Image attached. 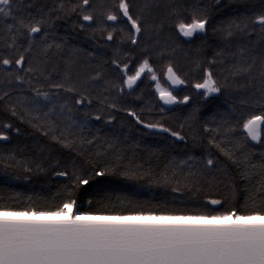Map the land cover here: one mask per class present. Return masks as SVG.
Masks as SVG:
<instances>
[{"label":"snow or ice","instance_id":"snow-or-ice-1","mask_svg":"<svg viewBox=\"0 0 264 264\" xmlns=\"http://www.w3.org/2000/svg\"><path fill=\"white\" fill-rule=\"evenodd\" d=\"M220 2L202 6L192 0L185 7L177 0L167 4L142 0L138 6L134 0H118L112 5L104 0H69L67 4L60 0L47 11L40 7L32 12L29 9L37 0H0V104L12 117L27 122L44 136L73 151L80 150L81 156L85 146L96 149L94 159L81 165L73 163L61 171L54 170L61 168L59 159L46 169L43 165L47 157L17 159L14 152H0V185L10 186L13 179H29L33 171L30 165L37 172L52 171V175L69 181L55 203L0 202V264H264V0H247V11L222 21L216 29L222 33L220 51L213 54L212 60L195 62L191 87L199 90L197 95L202 100L224 91L230 79L246 81L238 86V104L233 102L226 111H218L202 124V132L196 134L193 143L200 155L190 154L193 149L182 150L183 158L173 156L159 175L153 176L154 170H144L142 165L121 166L119 136H100V129L89 131L93 121L115 123L113 112L118 110L125 86L131 90L145 73L155 82L156 94L165 105L189 102L190 95L181 98L173 94L176 86L189 83L187 75L182 77L168 59L163 76L173 90H165L149 57L155 53L165 59L175 52L159 39L166 24L178 33V38L205 33L212 7ZM161 8L166 11L160 13ZM61 13L82 17L81 30L98 22L107 32L108 41L116 28L108 30L107 26L122 24L120 31L128 29L132 47L146 32L152 33V47L142 50L143 59L131 75L125 62L127 53L125 59H119V47L110 63L100 59L93 64L95 53L84 49H72L65 56L64 39L55 31V20ZM82 53L87 63H81ZM56 55L63 58L58 78L45 74ZM216 58L229 64L223 82L213 70ZM54 70H60L58 63ZM112 73L118 74L120 83L106 78ZM101 82L104 92L94 100L91 86ZM109 100L114 102L106 103ZM94 102L99 105L97 109H92ZM198 107H193V118ZM122 110L133 119L131 127L143 126L149 135H166L170 150L181 142L187 144L183 123L173 129L162 119H142L132 107ZM11 131L21 130L10 123L0 124V143L9 140ZM17 168L24 172L13 175L10 170ZM232 170L236 176L230 174ZM109 173L126 179L150 177V183L171 186L176 192L223 184L231 188V200L211 199V205L219 210L176 208L149 201L124 209L123 214H116L115 209L109 214V209L94 207L91 200L87 207L80 204L77 189L89 186L93 177ZM239 182H243L242 203L236 198ZM209 199L206 192L204 200Z\"/></svg>","mask_w":264,"mask_h":264},{"label":"trees","instance_id":"trees-1","mask_svg":"<svg viewBox=\"0 0 264 264\" xmlns=\"http://www.w3.org/2000/svg\"><path fill=\"white\" fill-rule=\"evenodd\" d=\"M60 0H37L34 8L29 11L35 12L40 7H44L47 11L49 8L55 7ZM67 4L69 0H64ZM76 0H71L75 3ZM99 3L100 0H94ZM106 5H112L118 0H104ZM162 4H167L169 0H160ZM178 3L184 4L187 7L192 0H177ZM202 6H215L217 0H197ZM142 3V0H134L135 6ZM249 9V2L247 0H221L217 7H212L209 16L208 27L205 33L194 34L191 38L179 36L167 24L160 33L159 39L162 43L167 44L175 49V52L165 59H159L153 53L149 59L150 63L156 70L160 81L163 82L164 66L168 59H171L175 68L179 71L182 77L187 75L189 83L181 85L180 89L175 93L182 98L183 95H190L191 99L185 104L173 103L166 106L159 100L154 87V83L149 74L145 73L137 83L133 85L131 90L125 86L122 97L118 102V110L113 112L115 116V123L106 124L104 120L99 122L93 121L89 126V131L95 132L100 129V136L111 137L113 134L119 136L121 143L117 145L122 156L121 166L131 163L133 166L142 165L144 170L153 169V176H158L164 165L173 156L180 155L183 158V151L185 149H193L194 139L198 132H202V124L206 119L216 114L218 111H226L228 105L233 102L239 103L240 91L238 86L244 85V79L229 80V87L224 91L213 94L210 97L201 99L197 95L199 90L191 87L193 69L197 60H212L213 54L220 51L222 47L221 35L217 31V27L222 21L245 12ZM166 10L161 8L160 13ZM78 18L75 14L65 16L63 13L55 20V31L59 36L63 37L65 48L64 55L67 56L72 49H84L88 52L95 53L96 59L93 64L100 59L109 61L113 58L114 50L119 47V59H125L124 54L127 53L125 62L129 64L128 74L134 73L135 68L143 59L140 55L142 50L150 49L152 47L151 40L152 33L146 32L141 37L139 44L136 47L131 46L128 39V29L120 31L122 24H109L108 30L116 28L113 32L111 41L107 40V32L101 30L99 23H94L86 30H81ZM170 23V22H169ZM94 29H96L94 31ZM59 64L60 70H54V66ZM81 63H87L83 53L81 54ZM229 64L227 62L220 63V59L216 58L214 64V72L223 82V78L228 75ZM63 58L60 55L52 57V62L48 65L46 75L51 73L54 78H58L62 74ZM2 69H0V78H2ZM91 71V69H89ZM117 73H112L110 77L116 83H120L117 78ZM164 83V82H163ZM103 82L92 85L93 99L99 93L104 92ZM233 88L236 91L233 92ZM104 95H115V92ZM109 100L106 103H113ZM198 107V112L193 118L192 113L194 106ZM99 105L93 103L92 109H97ZM132 107L142 119L146 121L155 122L162 119L168 126L173 129L179 128L180 124H184V130L188 133L187 144L181 142L174 150L169 149L170 140L166 135L145 134L143 126L131 127L134 121L126 113L123 108ZM164 109L163 112L160 110ZM10 123L14 127L20 128V132L11 131L10 138L6 143H0V152L9 153L14 152L17 159L28 158L30 160H45L44 167L47 169L48 164L54 160L59 159L61 168L54 169L61 171L65 166L71 167L73 163L81 165L87 159L95 158V147L85 146L83 156L80 155V150L73 151L57 141L51 140L50 137L44 136L40 131L33 128L27 122L20 121L17 117H12L3 104H0V124ZM190 154L200 155L199 149H193ZM258 155V154H257ZM33 167L32 173H29V179H13L10 186L0 185V197L3 200L0 202H15L21 205L34 202L36 205L49 204L57 202L58 198L64 194V185L69 183L64 177L52 175V171L37 172ZM3 166L0 165V169ZM12 171L13 175L16 173H23L24 169L17 168ZM99 171V169H97ZM231 175L236 176L235 170L230 172ZM3 172L0 171V176ZM150 177L126 179L117 174L109 173L103 177H93L89 186H81L77 189V198L80 204L87 207L89 200L93 202L94 207H105L111 210L115 209L116 214H123L124 209H132L143 202H151L153 205L168 203L169 206L176 208H192L193 210H211L218 206L211 205V199H221L225 202L231 200L232 190L230 187H225L220 184L216 188H205L189 191L187 188H182L181 192L173 191L171 186H166L161 183L149 182ZM239 191L236 193V198L242 203L244 198L243 182H239ZM208 193L210 199L205 201V193ZM29 197L32 198L29 201ZM189 199L199 201V203L187 204L181 201H188ZM206 205V207H205Z\"/></svg>","mask_w":264,"mask_h":264},{"label":"water","instance_id":"water-1","mask_svg":"<svg viewBox=\"0 0 264 264\" xmlns=\"http://www.w3.org/2000/svg\"><path fill=\"white\" fill-rule=\"evenodd\" d=\"M163 82L166 84V86L170 89V90H173L172 87L169 85V83L166 81V78L163 76ZM181 85L180 86H176L175 90L173 91V93H176L179 89H180ZM163 103V102H162ZM164 104V103H163ZM165 105V104H164ZM169 105H172V104H168L166 106H169Z\"/></svg>","mask_w":264,"mask_h":264},{"label":"rangeland","instance_id":"rangeland-1","mask_svg":"<svg viewBox=\"0 0 264 264\" xmlns=\"http://www.w3.org/2000/svg\"><path fill=\"white\" fill-rule=\"evenodd\" d=\"M160 83H161L162 88H164L165 90H170V89L166 86L165 83H163V82H161V81H160ZM173 94L175 95V93H173Z\"/></svg>","mask_w":264,"mask_h":264}]
</instances>
